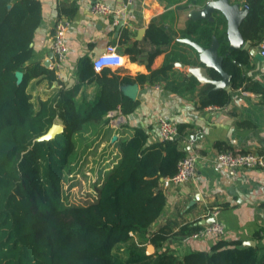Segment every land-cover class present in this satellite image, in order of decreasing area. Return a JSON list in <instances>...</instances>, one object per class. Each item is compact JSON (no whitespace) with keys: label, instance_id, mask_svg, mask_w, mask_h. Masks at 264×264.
Returning <instances> with one entry per match:
<instances>
[{"label":"trees","instance_id":"trees-1","mask_svg":"<svg viewBox=\"0 0 264 264\" xmlns=\"http://www.w3.org/2000/svg\"><path fill=\"white\" fill-rule=\"evenodd\" d=\"M245 4L249 13L240 31L246 44L257 49L264 42V0ZM219 15L216 21L190 20L183 35L206 49L214 37L218 39L224 70L236 89L244 81L237 62L247 63L250 53L230 50L227 21ZM41 22L40 1L0 0V264H264L261 249L241 241L221 240L210 252L176 254L172 242L191 238L202 228L200 220L183 225L167 222L155 228L167 205L162 180L177 174L179 162L189 153L183 145L185 125L179 126L175 141L155 144L149 143L145 129L135 128L131 138L117 142L120 160L101 185H95V200L67 203L64 181L79 170L74 172V167L84 158L73 165L82 136L94 125L109 123L111 112L129 116L139 107L140 102L128 97L122 87L164 81L168 87L178 84L177 92L181 85L193 91L200 86L195 77L185 76L178 83V79L171 81L172 73L178 62L189 67L202 64L172 52L153 70L151 65L162 52L157 50L150 56L149 75L133 78L110 68L97 71L85 59L79 67V84L67 87L54 69L32 62L34 35ZM128 34L124 31L126 38ZM147 38L160 46L171 42L154 21ZM127 53L135 62L142 50L135 44ZM18 72L24 75L21 83ZM210 75L222 78L214 69ZM34 80L60 87L35 103L28 91ZM91 83L97 86L95 96L80 97L82 87ZM230 101L226 89L206 86L200 94V108H223ZM57 121L65 126L64 132L39 141ZM149 244L155 249L151 255ZM121 245L128 246L126 259L114 253Z\"/></svg>","mask_w":264,"mask_h":264},{"label":"crops","instance_id":"crops-1","mask_svg":"<svg viewBox=\"0 0 264 264\" xmlns=\"http://www.w3.org/2000/svg\"><path fill=\"white\" fill-rule=\"evenodd\" d=\"M38 1L42 4V22L34 35L32 62L45 66L50 61L48 68H51L54 63V27L63 18L72 22L66 37L67 57L56 71L58 79L67 87L79 84L81 62L85 59L93 62L110 44L117 45L125 58L123 67L112 70L122 77L149 75L150 56L157 50L162 52L154 59L153 70L160 68L172 52H180L191 61L201 62L200 56L198 59L190 48L192 46L180 40L187 38L183 32L190 20H196L194 13L205 7L209 0H134L130 6H127L126 0ZM231 1L243 7L246 0ZM95 2L123 9L118 23L115 24L112 17L93 15L91 7ZM219 16L215 13L209 21H216ZM121 21L123 25L119 27ZM153 21L171 37L168 45L160 46L148 40L147 31ZM143 29L145 33L139 34ZM124 31L129 32L127 38ZM135 44L142 53L137 56V61L132 62L127 49ZM243 49L250 53L247 63L237 62L244 81L239 88L233 89L231 85L226 88L231 95L226 107L200 108V94L207 86L201 83L193 91L181 85L178 92L174 89L178 84L168 87V82L164 81L136 83L139 90L135 100L140 104L133 114L124 116L119 110L113 111L108 115L109 123L94 125L95 129L91 128L82 139L79 138L77 157L102 158L103 164L93 167L92 172L102 171L105 177L120 160L117 142L131 138L135 128L145 129L149 134V143L155 144L162 141L158 131L159 118L186 126V136L192 144L188 152L197 156V174L187 184L166 191V209L155 228L167 222L178 225L201 222L208 211L218 208L219 222L226 232L223 237L175 240L171 248L176 250V254L210 252L221 240L241 241L246 245L252 243L264 253V174L253 169L231 171L214 162L218 153L228 150L264 154V57L259 48L255 49L248 43ZM254 51L257 52L253 55ZM176 64L171 81L178 79L181 83L185 76L190 78V67ZM58 87L56 83L49 86L46 81L38 83L34 80L28 91L37 103L48 99ZM129 89L128 86L122 87L124 93H128ZM96 92L95 83L85 84L80 97L92 99ZM56 123L64 126L61 121ZM114 137L117 139L113 140Z\"/></svg>","mask_w":264,"mask_h":264},{"label":"built area","instance_id":"built-area-1","mask_svg":"<svg viewBox=\"0 0 264 264\" xmlns=\"http://www.w3.org/2000/svg\"><path fill=\"white\" fill-rule=\"evenodd\" d=\"M126 3L127 6L133 5L134 0H126ZM243 7L248 8L246 4H244ZM91 12L95 16L112 17L114 19V23L117 24L122 16L123 9L115 8L104 2H95L91 7ZM71 26V20L63 18L60 19L54 27L52 44L54 63L52 64L51 69H54L55 71L59 70L63 65V62L66 60L68 53L66 37ZM259 50L261 55L264 57V42L260 45ZM93 65L97 71H100L104 68L117 70L125 65V58L122 54H120L117 45L110 44L107 46L105 52L93 61ZM158 87L160 86L158 85ZM158 131L162 141H175L180 136L179 126L173 121H170L164 117H161L158 120ZM183 145L187 149L192 145L191 139L188 136L184 137ZM214 162L220 167L231 171L238 169H253L264 174V154L228 150L218 153L214 158ZM196 174L197 156L195 154L188 153L179 162L177 174H175L173 177H168L162 180V187L165 192L170 189H175L193 180ZM75 176V174L69 175L68 189L65 188L64 182V191L65 196L68 198L67 203L78 205V203H75L71 199L69 193V190L74 188L72 187V184L75 182ZM103 179L104 177H100L95 185L100 186ZM96 197L97 192H95V198ZM219 215L220 209L218 208H213L212 210L208 211L205 220L214 217L217 219V221L214 224L203 225L202 228L192 236V238L199 240L209 236L223 237L226 231L224 226L219 222Z\"/></svg>","mask_w":264,"mask_h":264},{"label":"water","instance_id":"water-1","mask_svg":"<svg viewBox=\"0 0 264 264\" xmlns=\"http://www.w3.org/2000/svg\"><path fill=\"white\" fill-rule=\"evenodd\" d=\"M219 13L227 21V34L230 43V50H241L246 45V42L241 34L240 27L243 20L249 13L247 7H241L240 3H232L231 0H209V2L202 9L194 13V19L196 20H212L213 14ZM123 25V21L120 22L119 27ZM145 29L139 34H144ZM181 42L192 46L200 56L201 64L200 66L190 67L188 75L190 77H195L199 83L207 86H213V90L226 89L231 85V76L224 70L223 62L224 58L219 55V41L216 37L213 39V43L209 49H206L194 42L189 38H184L180 40ZM257 51L252 52L253 55ZM53 57V55H52ZM50 61L45 63L46 67H49ZM180 67H185L183 63L176 64ZM214 69L221 75V80H215L210 75V70ZM23 73L18 72L17 78L21 83L23 81ZM125 87V86H124ZM130 87L129 92L125 93L128 97L136 99L138 95V84L128 85ZM65 127L60 124L53 125L50 130L41 138L39 141H48L55 138L57 135L63 133ZM117 138L114 137L113 140ZM217 221L216 218L212 217L207 220H202L199 224L201 226L206 224H214ZM247 245L254 246L252 243H247ZM155 251L154 246L149 244L147 246V253L149 255L153 254Z\"/></svg>","mask_w":264,"mask_h":264},{"label":"rangeland","instance_id":"rangeland-1","mask_svg":"<svg viewBox=\"0 0 264 264\" xmlns=\"http://www.w3.org/2000/svg\"><path fill=\"white\" fill-rule=\"evenodd\" d=\"M79 156L74 158L73 165L79 160ZM82 158L79 160L81 161ZM102 158L96 159V157H85L83 158L82 162L80 164H77L76 167H74V172L76 171L77 167L79 170L75 173V182L73 183L71 190H69L71 199L78 204L84 205L91 203L95 200V192L97 188H95V184L100 179V177H104V174L102 171H99L98 173L92 172L93 167H96L102 165L101 162ZM78 161V162H79ZM73 172V173H74ZM91 173V174H90ZM78 175V176H77ZM65 182V188L68 189V180L66 179ZM115 255L118 256L121 259H126L128 257V246L127 245H121L115 250Z\"/></svg>","mask_w":264,"mask_h":264}]
</instances>
